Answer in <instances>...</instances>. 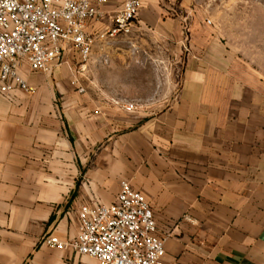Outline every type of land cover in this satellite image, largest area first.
<instances>
[{
    "label": "crops",
    "instance_id": "0c3cea01",
    "mask_svg": "<svg viewBox=\"0 0 264 264\" xmlns=\"http://www.w3.org/2000/svg\"><path fill=\"white\" fill-rule=\"evenodd\" d=\"M139 1L132 34L93 52L108 64L80 73L67 46L46 72L21 66L32 91L0 94V264H99L42 238L73 240L79 208L111 204L121 180L153 211L162 264H264V82L238 77L194 0Z\"/></svg>",
    "mask_w": 264,
    "mask_h": 264
},
{
    "label": "built area",
    "instance_id": "2783aa9c",
    "mask_svg": "<svg viewBox=\"0 0 264 264\" xmlns=\"http://www.w3.org/2000/svg\"><path fill=\"white\" fill-rule=\"evenodd\" d=\"M104 0H0V94L13 88L32 91L21 66L46 72L54 63L65 62L70 46L86 68L96 42L127 37L139 16V0H124L110 26L96 34L87 24L103 16ZM209 23V21H208ZM187 30V28H186ZM107 62L106 57L103 58ZM76 79L73 83H76ZM78 91H84L79 86ZM127 111L133 102L119 103ZM78 233L71 241L45 235L50 247L72 248L99 264H162L164 238L155 235L156 221L144 195L121 180L114 202L82 205L78 210Z\"/></svg>",
    "mask_w": 264,
    "mask_h": 264
},
{
    "label": "rangeland",
    "instance_id": "374dc122",
    "mask_svg": "<svg viewBox=\"0 0 264 264\" xmlns=\"http://www.w3.org/2000/svg\"><path fill=\"white\" fill-rule=\"evenodd\" d=\"M194 3L197 10L189 13L190 18L215 23L220 33L228 34V62L238 69V77L264 82V0H194ZM112 40L115 39L108 38L98 46L96 42L87 63L92 62L95 69L100 64H108L107 54L94 57L93 52L102 51L103 43L108 45ZM104 57L107 62H104ZM84 70L79 69L80 73ZM94 79L95 75L89 80ZM76 80V83L80 82V78ZM136 108L143 114L150 110L149 106L139 105Z\"/></svg>",
    "mask_w": 264,
    "mask_h": 264
}]
</instances>
